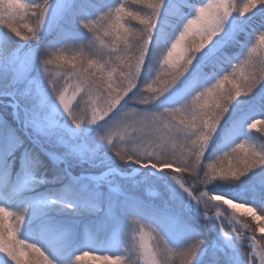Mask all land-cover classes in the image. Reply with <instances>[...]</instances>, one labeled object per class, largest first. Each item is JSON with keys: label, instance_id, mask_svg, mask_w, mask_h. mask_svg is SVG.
Listing matches in <instances>:
<instances>
[{"label": "trees", "instance_id": "obj_1", "mask_svg": "<svg viewBox=\"0 0 264 264\" xmlns=\"http://www.w3.org/2000/svg\"><path fill=\"white\" fill-rule=\"evenodd\" d=\"M42 1L39 0L37 4ZM206 2L207 0H162L152 37L153 45L140 73L142 77L155 70L158 66L159 51L166 49L182 22L195 11V7ZM121 3L127 4L134 10L148 11L132 4L131 0H66L50 30L41 36L30 38V35L28 37L26 34V38L21 39L7 27L0 26L2 34L0 53L6 58L16 49L19 50L20 46L21 48L29 46V49L34 51V56L28 73L24 78L22 77V81L25 82L23 87H31L33 84L31 80L39 82L49 96L55 97L65 87L71 90L69 82L74 76L72 74L74 69L63 62L59 66L53 65L56 68L54 78L59 81L57 90H53V84H45L46 76H43L44 72L41 71L44 67L42 60L52 54L50 51L54 52V49L61 45H64L63 54L68 57L80 54L84 66H87L88 59H99V53H104V59H108L107 54L112 52L111 47L107 46L111 38L104 37L101 31V38L105 41V44L101 45L95 34L85 29L81 21L96 20ZM233 18L240 21L243 31L237 35L240 44L224 49L226 56L232 47L238 46L239 50L246 48L253 36L264 30V10H250L244 17L239 13H233L229 21L225 22L226 26ZM131 27L137 29L140 26L132 22ZM253 55L259 57L264 54L258 51ZM240 63L235 65L238 70ZM219 65L221 71L218 74L232 73L234 62L228 59L227 62ZM259 68L260 65L256 63L253 66H245L244 71L246 74L253 73L258 76ZM14 75L9 72L5 74L6 78L8 76L12 78ZM6 78L3 77L4 81ZM3 79L0 80V93L9 94L14 90V86L10 84L9 78L6 79V84ZM15 87L19 85L15 84ZM80 105L79 100L76 99L75 104L71 106L72 111L75 112L77 107L82 109L84 105L86 106V104L82 107ZM254 119L264 121V79L258 81L253 92L248 96L238 98L235 108L230 105L229 112L221 121L215 135H212L203 159L201 157L197 163L194 174L169 171L176 174L192 191L200 213L220 212L223 216L220 217L221 220L202 219L196 216L174 186L146 171H139L128 177L113 173L97 181L86 178L74 180L62 164L42 156L40 150L22 135L14 122L11 123L9 120H0V149L9 153L7 161L3 163L0 161V206L23 217L18 238L35 243L49 257L52 264H105L103 261H93L90 257L75 261V257L84 251L97 256H121L122 264H144L134 255L114 249L107 243V237L95 236L99 233L97 228L109 219H137L157 231L182 234L183 241L173 246L171 249L173 259L168 255L167 264H181L178 253L191 248L198 241L200 243L196 248H202L204 251L198 264H249L250 247L245 243L247 239L242 237V241L231 246L230 241L233 239L223 234L222 230H231V224L234 229L239 230L240 235H248L252 239L258 222L247 212L230 208L223 202H215L209 197L212 194L223 195L234 203L256 208L257 215H264V165H259L236 179L215 177L207 183L203 181L207 165L214 161L219 163L217 159L231 152L235 147L234 144L230 150L220 149L223 129L239 121H241L239 126L247 125ZM261 127L264 129V124ZM261 129L249 131L245 141L248 146H253L257 151L264 153V131ZM26 152L29 154H25ZM111 152L112 154L109 151L103 157L106 163L115 166L121 172L130 171L129 166L132 163H129L128 159H120L113 154V150ZM21 155H26L31 160L30 166L22 165ZM37 163H42L44 167H37ZM68 165V169L70 168L75 174L80 173V170L92 173L100 170L98 166L86 163L81 166ZM48 179L53 181L52 184H45ZM65 185L68 187L64 189ZM57 222L64 227L62 231L66 233L71 231V234L75 235L73 240L63 244L64 242L59 239ZM245 224L248 227H245ZM89 232L92 234V244L84 245L85 234ZM228 234L232 235V232ZM255 236L258 241L257 251H264V233L255 232ZM190 264H195L193 258Z\"/></svg>", "mask_w": 264, "mask_h": 264}, {"label": "snow or ice", "instance_id": "obj_2", "mask_svg": "<svg viewBox=\"0 0 264 264\" xmlns=\"http://www.w3.org/2000/svg\"><path fill=\"white\" fill-rule=\"evenodd\" d=\"M131 3L148 11L134 10L127 4L121 3L114 10L110 9L96 20L81 21L85 29L95 34V38L100 41L101 45L105 44L101 38V31L104 37L111 38L107 45L112 49V52L107 54L108 59H104V53H99V59H88L87 66H84L80 60V54L68 57L62 51H58L53 52L51 58L46 61L48 64L55 63L57 66L63 62L74 69L72 74L77 77V83L73 87L72 94L67 95L68 88L65 87L59 91L58 95L59 103L72 117L74 124H79L84 118H77L69 108L76 93L81 92L88 95L91 101L89 105L91 118L88 120L94 123L117 112L121 101L137 87L139 74L153 45L152 37L162 0H131ZM35 7L38 8L40 20H42L45 12L44 5H35ZM216 7L215 0H207L206 3L196 6L194 14L182 22L180 29L166 47L173 53L179 50L180 56L165 58L166 70L162 74L163 78L158 76L155 82L146 84L149 95L146 97L138 95L140 105L147 106L150 101L155 100L176 84L186 72L189 78L199 77L201 81H210L212 78L210 73L216 66L228 61L229 57L224 54V49L240 44L237 35L243 31V27L236 18H233L226 26L225 22L229 21V18L236 12L230 11L227 15H217ZM253 9L264 10V0H250V3L245 6L244 14L239 15L244 17ZM209 13L212 15L211 21H208ZM132 22H136L140 27L133 29ZM10 31L21 39L26 38L25 33L14 27ZM27 34L34 35V28H30ZM258 51L264 54V44H252L247 50L246 59L241 61L239 70L237 66H233L232 73L224 74L214 83H210V86L197 91L189 103L179 107L165 108L160 112L146 107L148 110L133 124L139 125L138 131L147 130L151 134L148 149H155V154L162 155L158 163L149 160L146 161L147 164L160 169H172L175 166L177 173L194 174L196 165L201 160L210 138L229 112L230 105L235 108L238 98L248 96L253 92L258 81L264 79V55L259 57L253 55ZM256 63L260 65L258 76L253 73L246 74L245 66H253ZM205 69H208V72ZM120 122L121 117L118 113L109 128L113 135L119 132ZM133 124L126 125L125 129L131 128ZM258 124H264V121L254 119L247 124V127L256 129ZM261 130L264 131V129ZM108 138L111 139L112 136ZM169 143L172 144L173 149L179 151L178 157H167ZM148 153L153 154L152 151ZM217 161L219 163L214 161L207 165V179L203 181L204 183L215 177L239 178L249 170L264 165V153L257 151L253 146H248L246 141H241L235 144L231 152L225 153ZM209 198L218 203L223 202L236 210L244 209L253 220L258 222L252 235V248L255 250L258 242L255 232L264 233V226H260L264 225L260 222L264 220V215H257L256 208L234 203L233 200L226 199L223 195L212 194ZM0 208L5 209L3 212L5 225L10 223L13 225L8 232V237L16 241L14 248L11 244L0 247V253H6L13 264H52L49 257L35 243L18 238L23 217L6 207L0 206ZM233 230L239 238V230ZM141 237H144V232H141ZM199 243L198 241L191 248L178 253L181 264H190ZM141 254L144 264H158L156 254L151 248L144 250L142 247ZM254 254L259 258V264H264V251L254 252ZM85 257H90L93 261H103L105 264H122L123 261V257L118 255L97 256L89 251L77 255L75 261H81ZM250 264H255V261H250Z\"/></svg>", "mask_w": 264, "mask_h": 264}, {"label": "rangeland", "instance_id": "obj_3", "mask_svg": "<svg viewBox=\"0 0 264 264\" xmlns=\"http://www.w3.org/2000/svg\"><path fill=\"white\" fill-rule=\"evenodd\" d=\"M65 1L66 0H47L45 3V0H43L37 4L39 0H26V3L29 5L43 4L45 8L43 19L40 20L38 25H34V35L28 34V37L30 35V38H34L35 36H41L42 34L47 33L50 30L56 15L63 8ZM193 14L194 12H191L188 17ZM259 34L252 38L254 40L250 41L246 48L239 50L237 46L229 49L228 54L230 55L231 59L236 62L242 61L247 55L248 48L251 47L252 44L256 43V38L259 36ZM1 38L2 34L0 33V43ZM21 47L22 46H20L19 50H13L14 52L10 53L6 58H4L5 56L0 53V80H2L3 77L6 78L5 74L8 72L12 73L13 75L15 73L14 77H7L10 79V84H13L14 90L9 94L0 93V120H9L11 123L14 122L16 126L20 127V130L23 134L35 140L36 144L38 145L36 146L42 149L44 153H46L48 159L52 160L53 162L57 164L61 163L65 168L68 166V164H80L81 166V164L86 163L95 165L98 166L100 170L90 174L92 176L96 174H102L103 178L109 174H113L116 170H118L115 166L106 163V160L103 158L109 153V151L112 154L111 150H113V154H116L115 150L113 149L115 144H117L122 150L129 151V154L132 156V159H128V162L132 163L129 166L130 170L138 167L142 168L144 166L155 168L152 167L151 164H147L146 161L151 160L158 163L159 159L162 158L161 154H155V149H148V141L151 139V134L147 130L138 131L137 128L139 125L133 124L134 121L138 120L139 116L143 115L144 112L148 110L146 107L150 108L152 111L160 112L165 108L179 107L185 103H189L197 91H201L203 87L210 86V83H214L216 79H219L224 75L223 73L218 74L221 71L219 64L210 73V76L212 77L210 82L207 80L201 81L199 77L195 79L189 78L188 73L186 72L178 79L176 84L162 93L155 100L150 101L147 106L140 105L138 103V95L145 97L149 95V93L144 88V85H146L154 77L155 71L158 67L157 66L152 73H148L145 77H142L141 74H139L136 89H133L131 92H129L128 95L121 101L120 108L117 110V112H113L104 119L94 123L89 122L88 119H84L81 120L79 124H74L72 117H70L69 113L66 112L63 109V106L59 103L58 95L55 97L49 96L43 90V88H41L42 86H40L39 82H33L32 80L31 84H33L31 87H23L25 82L22 81V77L24 78L26 76V73H28L31 67L34 51L29 49V46L25 48ZM63 48L64 45L56 47L54 52L62 51ZM50 53L53 52L50 51ZM41 71L44 72L43 76H46L45 84H51L49 83L50 74L44 70V67L41 68ZM205 71L208 72V69H205ZM54 77H56V75ZM6 79L5 81L3 79L4 84H6ZM76 83L77 78L73 76L69 82L71 90H68L67 95L70 96L72 94L73 87ZM15 84L19 85V87L16 88ZM134 96L138 97L136 99H132ZM76 99L79 100L81 107L86 104V106H83L82 110H86L87 116L90 119L91 110L89 105L91 104V101L88 95L81 92L76 93V97L71 100L69 104L70 110H72L71 106L75 104ZM118 113H120L121 117V122L118 129L120 135H113L111 142H109L107 139H102L101 137L104 136L112 126L114 119L117 118ZM129 124H133V126L126 130L125 126ZM261 125L262 124H258L256 129H249L247 125L238 126L236 128L237 132L234 135H232V131H229V127V129H226L225 131V133L228 132L229 136L222 139L220 149L225 151L230 150L231 148H226L231 146L233 142L239 143L241 141H245L249 131L260 130L262 128ZM224 130L225 128L223 129L222 134H224ZM213 135H215V133ZM211 138L206 146L205 151L210 145ZM53 150L58 154L52 153ZM148 151H152L153 154H149ZM166 155L169 158H176L179 156V151L173 149L172 144L169 143ZM7 156H9V153H6V151L0 149V161L2 163L7 161ZM21 158L22 165L24 164L25 166L27 164L30 166L31 160L26 155H22ZM155 169H157V172L159 173L166 172L167 175L174 174L170 173L169 171L176 172L175 166L172 169ZM141 170L146 172L149 171L145 168ZM72 175H74V173H72ZM80 175L86 176L87 174L83 172ZM175 175L176 174H174V176ZM164 179L174 186L180 195L185 198L189 208L193 209L194 204L197 203L192 199V196L177 188V186L172 183L170 178ZM184 187L188 189V187ZM240 211L246 212L244 209H240ZM213 219L221 220L219 215ZM60 224V222H57L56 224L58 227V234L60 235L59 239L64 242L63 244H66L68 241L73 240L75 235L71 234V231H67L68 233H66V231H62V228L64 227ZM139 228H143L144 242H146L153 250H155L156 237H159V239L167 245V248L170 250V252L167 254L173 259L171 249H173L174 245H179V243L181 244L183 241V237L181 236L182 234H174L172 231H170V233L167 231L160 232L145 222L137 219H109L106 221V223H104V225H100L97 228L99 233H96L95 236L101 235V237H107V243L114 249L125 251L140 259L141 262H144L142 254L139 251V246L141 243V233L138 232ZM225 231L222 230L223 234L233 239V241H230L231 246H235L239 241H242V237L245 238L243 235H239V238H237L235 235H229L228 232L231 233V230L225 229ZM91 236L92 234L90 232L85 234V239L83 241L84 245L92 244ZM248 239L250 242H252L251 238ZM39 240L40 242H43L41 239ZM249 246L251 250L249 260L255 261V264H259V258L255 257L254 254V252L258 251L256 248V251H253L252 244ZM203 255V249L196 248L192 256L194 263L198 264ZM0 264H13V262L9 257H7L6 253H0Z\"/></svg>", "mask_w": 264, "mask_h": 264}, {"label": "clouds", "instance_id": "obj_4", "mask_svg": "<svg viewBox=\"0 0 264 264\" xmlns=\"http://www.w3.org/2000/svg\"><path fill=\"white\" fill-rule=\"evenodd\" d=\"M216 2V9L215 12L217 15H227L230 11H235L236 13H239L241 15L244 14L245 6L250 3V0H215ZM31 9V12H30ZM39 10L35 7V5H29L26 3V0H0V26H5L8 29L16 28L20 32H23L25 34L28 33L30 28H34V25H38L40 22V16H39ZM212 15L209 13L208 21H211ZM257 44H264V31H261L259 36L256 38ZM180 51L177 50L176 52H171L170 49H162L159 51V61H158V67L155 71L154 77L149 82H155L156 78L159 76L160 78H163V73L166 70V66L164 64L166 57H174L178 58L180 56ZM52 54L49 57H46L42 60V64L44 65V70L49 73V83L54 85V88L58 87L59 81L54 79V76L56 74V68L53 67V64H48L46 61L50 59ZM145 89L147 91V86L145 85ZM142 96V95H141ZM77 116V118L84 117L81 120L88 119L86 110H82L79 107L76 108L74 112ZM113 131H115L113 129ZM113 136L112 132L109 130L105 133L104 136H102V139H107L109 142L112 141V138L109 139V136ZM115 135L119 136V132H116ZM122 137V136H120ZM113 149L115 150L116 155L122 159H132V156L129 154V151L122 150L117 144L113 146ZM207 179V175L205 173V179ZM5 211L4 208H0V247H3L7 244H11L13 248L15 247L16 241L13 239H10L8 237V232L13 228V225L10 223L9 225H5L4 223V216L3 212ZM229 219H231L229 217ZM261 223H264V220L260 221ZM245 226H248L245 224ZM138 232H143V228H139ZM141 243L139 246V251L141 253V248L143 247L144 250H148L151 248L146 242H144V237H140ZM27 247V245H25ZM152 249V248H151ZM153 250V249H152ZM157 257L158 264H167V257L169 249L167 248V245L159 239V237H156V247L155 250H153ZM38 254V250H37ZM32 255V253H30Z\"/></svg>", "mask_w": 264, "mask_h": 264}, {"label": "bare ground", "instance_id": "obj_5", "mask_svg": "<svg viewBox=\"0 0 264 264\" xmlns=\"http://www.w3.org/2000/svg\"><path fill=\"white\" fill-rule=\"evenodd\" d=\"M228 57H229V59H231V57H230V55L228 54ZM232 60V59H231ZM233 62H234V66L235 65H238L241 61H239V62H236V61H234V60H232ZM241 123V121H239L238 123H236V124H233V125H230L229 127H230V130L229 131H232V135H234L236 132H237V130H236V128L239 126V124ZM16 126V125H15ZM229 127L228 128H226L227 130L229 129ZM16 128L19 130L20 129V127H18V126H16ZM226 129H225V131H226ZM225 131H224V134H223V138L224 137H228L229 135H228V132H226L225 133ZM235 131V132H234ZM29 141H31L32 143H34V139H32V138H30V139H28ZM40 150V153H41V155L42 156H44L45 158H47L48 159V157L46 156V153H44V151L42 150V149H39ZM52 153H54V154H58L57 152H54V150H53V152ZM25 154H29V153H25ZM50 160V159H49ZM52 161V160H51ZM38 164V165H37ZM37 164H34V165H37V167H44V165L42 164V163H37ZM61 164V163H60ZM69 166V165H68ZM68 166H67V173H68V175L72 178V179H74V180H79V179H84V178H86V179H90V180H93V181H97V180H103L104 178L101 176V175H99V174H96V175H91L90 173H92V172H86V171H83V170H80V173H77V174H75L74 172H72L71 171V169L69 168L68 169ZM86 173L87 175L86 176H81L80 174L81 173ZM72 173H74V175H77V176H74V175H72ZM90 174V175H89ZM122 177H127V175L125 174V176H123L122 175ZM1 178V177H0ZM46 183L45 184H52V180H50V179H48L47 181H45ZM174 182L176 183V184H179L180 185V183L178 182V180H174ZM66 187H68V186H64V189L66 188ZM226 199H228V198H226ZM245 236H248V235H245Z\"/></svg>", "mask_w": 264, "mask_h": 264}, {"label": "water", "instance_id": "obj_6", "mask_svg": "<svg viewBox=\"0 0 264 264\" xmlns=\"http://www.w3.org/2000/svg\"><path fill=\"white\" fill-rule=\"evenodd\" d=\"M143 168L150 170V172H153V171L151 170L152 168H150V167H148V166H144V167H142V168H139V167H138V168H135V169L132 170V172L139 171V170H141V169H143ZM132 172H130V173L126 174V175H130ZM158 175H160V176H162V177L167 176L166 174H162V173H159ZM171 177H172V178H175V177H173V176H171ZM179 187L182 188L181 186H179ZM182 189L185 190V188H182ZM185 192L191 195L190 191L185 190ZM195 211L197 212L196 204H195Z\"/></svg>", "mask_w": 264, "mask_h": 264}]
</instances>
